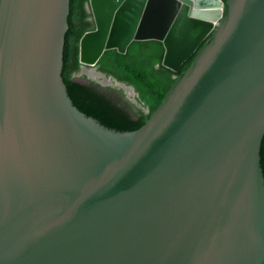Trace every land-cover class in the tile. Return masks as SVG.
<instances>
[{"label":"water","instance_id":"water-1","mask_svg":"<svg viewBox=\"0 0 264 264\" xmlns=\"http://www.w3.org/2000/svg\"><path fill=\"white\" fill-rule=\"evenodd\" d=\"M71 2L0 0V264H264V0H91L84 70L211 36L145 125L66 86Z\"/></svg>","mask_w":264,"mask_h":264},{"label":"trees","instance_id":"trees-1","mask_svg":"<svg viewBox=\"0 0 264 264\" xmlns=\"http://www.w3.org/2000/svg\"><path fill=\"white\" fill-rule=\"evenodd\" d=\"M221 1L227 3V0ZM90 2L91 0L71 2L70 28L62 72L65 84L124 123L145 125L211 36L183 64L179 72L162 65L165 47L160 41H135L125 54L115 49L106 51L97 65L98 71L114 81L134 87L138 102L136 104L127 97L125 90L117 86L105 87L96 81L85 83L79 79L83 71L81 41L88 32L96 30V22L89 11Z\"/></svg>","mask_w":264,"mask_h":264},{"label":"bare ground","instance_id":"bare-ground-1","mask_svg":"<svg viewBox=\"0 0 264 264\" xmlns=\"http://www.w3.org/2000/svg\"><path fill=\"white\" fill-rule=\"evenodd\" d=\"M85 73H86L87 75H89L91 78H94V79H97V80H100V81H101L103 78L106 79V78L104 77V75L100 74L99 72L95 71L94 69H92V70L85 69ZM102 83L106 85V84H108L109 82H108V80L106 79V80H104V82H102ZM121 88L124 89V90L127 92V94L130 95V96H133V94H135V91L132 89L131 86H128V85H125V86H124V85H122Z\"/></svg>","mask_w":264,"mask_h":264},{"label":"rangeland","instance_id":"rangeland-1","mask_svg":"<svg viewBox=\"0 0 264 264\" xmlns=\"http://www.w3.org/2000/svg\"><path fill=\"white\" fill-rule=\"evenodd\" d=\"M88 70H92V68L90 67V68H88ZM79 79H80V81H82V82H85V83H89L91 80L92 81H96V82H98V83H100L101 85H103V83L102 82H104V80H106V79H102L101 81L100 80H97V79H94V78H91L89 75H87L86 73H85V70L83 69V71H82V73L79 75ZM103 86H105V87H108V86H116L113 82H112V84H104ZM118 87V86H117ZM122 89V88H121ZM126 93V92H125ZM130 96V95H129ZM135 96V94H133V96H131V97H133L132 99H130L132 102H134V103H136V104H138V102H137V99H136V97H134ZM140 106V105H139Z\"/></svg>","mask_w":264,"mask_h":264},{"label":"flooded vegetation","instance_id":"flooded-vegetation-1","mask_svg":"<svg viewBox=\"0 0 264 264\" xmlns=\"http://www.w3.org/2000/svg\"><path fill=\"white\" fill-rule=\"evenodd\" d=\"M126 94H127V92H126ZM127 97H128L129 99H132V98H133V97L129 96L128 94H127ZM134 97H136V95H135Z\"/></svg>","mask_w":264,"mask_h":264}]
</instances>
